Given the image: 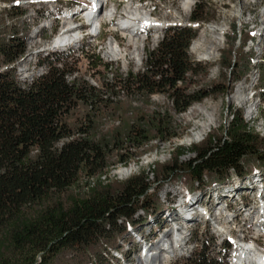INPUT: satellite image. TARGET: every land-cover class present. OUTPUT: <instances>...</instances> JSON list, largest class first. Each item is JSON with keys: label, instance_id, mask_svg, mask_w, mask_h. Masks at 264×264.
<instances>
[{"label": "trees", "instance_id": "trees-1", "mask_svg": "<svg viewBox=\"0 0 264 264\" xmlns=\"http://www.w3.org/2000/svg\"><path fill=\"white\" fill-rule=\"evenodd\" d=\"M197 7L190 21L201 26L209 14L206 3L196 12ZM12 15L21 18L23 13ZM3 30L0 264H111L116 259L112 250H118V241L129 230L150 219L155 221L152 234L162 228L163 211L174 202L164 203L159 197L165 183L184 179L192 193L264 168V138L245 122L241 110L233 109L221 135L209 133L190 148L176 147L170 161L149 169L150 175L142 171L124 182L108 178L117 165L137 163L152 142L171 144L178 139L182 130L173 115L186 113L210 96H226L241 80L227 88L213 84L187 92L188 77L205 78L207 71L188 55L196 37L192 27L166 28L157 48L146 53L141 72L103 78L100 88L78 77L75 62L59 53L37 61L36 67H43L40 74L21 79L18 65L27 54L29 30L15 25H3ZM233 32L237 42L238 33ZM250 40L244 38L239 47ZM90 59L95 69L109 71L99 56ZM221 61L231 75L233 53ZM118 91L145 103L161 94L171 107L127 111L117 102ZM103 111H110L118 125L103 129ZM128 112L133 114L127 117ZM209 249L192 253L179 264H227L226 248L214 258Z\"/></svg>", "mask_w": 264, "mask_h": 264}, {"label": "rangeland", "instance_id": "rangeland-1", "mask_svg": "<svg viewBox=\"0 0 264 264\" xmlns=\"http://www.w3.org/2000/svg\"><path fill=\"white\" fill-rule=\"evenodd\" d=\"M47 1L48 0H0V33L4 31L3 25H15L17 28L26 26L29 30L26 39L27 54L18 65V75L21 79L30 80L32 77L37 76L41 71V68H43L42 66L36 67L37 61L58 54V52L52 53L46 49L51 45L56 35L60 32L59 30L64 22L62 19L63 16L74 11L78 12L77 7L82 4V0L66 1L65 3H62V6H66L68 8L67 10L61 9L60 13L52 14L50 9L58 7V3L51 6V0ZM182 2L183 0H113L110 4H107L102 8L100 18H102L104 14L106 15L108 13L107 10L112 8L113 5L114 7L118 5V16L115 17L112 23L108 25L106 24L103 27L97 38L87 37L82 42V45H75V43H73V46L65 53H59L62 57H68V62H75V68L78 70V77L86 80L96 88H100V83L103 78H108V80H110L112 75H121L125 77L129 70L134 74L141 72L146 60V53L157 48L166 28L192 27L196 32V37L193 39L194 42L192 41L190 44L188 55L193 63L199 64L201 69L206 67L207 71L205 78L188 77L191 82L188 85L187 92H192L200 87L213 84L227 88L230 82L236 81L239 78L241 79L238 82H234L226 96H210L202 102L192 104L189 107L190 109L196 105L206 103L209 104L211 110H213V116L211 119L213 118L212 121H214L211 123V126L204 137L195 143L179 144L180 139L191 134L194 121L186 123L183 118L184 114L173 115L176 124L182 130L181 136L178 139L173 140L171 144L160 143L157 141L152 142L149 145L147 152L135 160H138L137 163L132 161L128 164V167L126 168H133V172L129 176L120 177L117 174V171L122 168L124 169V167L121 165L114 167L108 176L111 182H124L133 175H137L139 172H148L149 169H153V167L158 164L161 165L168 163L170 161V154L176 147L190 148L192 145L200 143L209 133L221 135L223 128L227 127L230 121L229 113L233 109L241 110L245 122L248 123L255 133L264 138V56L261 58L262 54L264 55V0H197L196 4H198V7L196 12L206 3V11L209 14V20L201 26L191 24L190 18L192 11L190 16L183 17L179 24L175 22L174 17L177 13H180ZM12 7H14V9H12ZM131 8L136 9V11L143 14H152V18L163 22L164 27L159 31H147L141 35L132 37V33L119 31L118 29H120V26L117 24L120 16L125 14V11ZM89 10L90 9L85 8L83 11L88 13ZM15 13H23V16L21 18L12 19V14ZM77 17L79 16H76L74 23L78 25ZM56 24L57 29L54 30L53 27ZM253 25L258 26L256 31H252ZM228 27H231L230 31H228ZM210 29H216L218 32L215 34L218 43V51L215 52L214 56H212L209 61H200L199 52L194 50V45L198 40L209 38ZM116 30L119 31L118 34L114 33ZM233 31H237L238 33L237 42H235ZM221 32L225 33L223 34L224 39L221 36ZM258 32H262V37L260 39L257 38L252 48V40ZM246 37H250L251 40L245 43L244 46L239 47ZM113 40H116L120 45L123 58H113L109 56V47ZM229 52L233 53L236 60L234 71L231 75L227 69L224 68L225 62L221 61V57L227 58ZM33 53L37 55H34ZM93 55L99 56L104 63L108 64V67L110 68L109 71H105L103 68L95 69L94 65L90 63V58ZM250 56L253 57V59L251 63L247 65ZM257 59L259 65L255 66ZM255 84H257L255 90L259 99L254 98L251 100L250 90ZM239 88L245 89L242 93V96L246 100L245 104H242L237 100L238 97H242L241 94L238 93ZM127 96L126 91L117 92V102H121L127 111H133V108L155 111L159 109L163 110L165 107H171V105L168 104L166 97L161 94L150 96L149 103H145V100L141 97H136L130 100ZM127 104H130L131 106ZM211 110L209 111L210 113ZM131 114L133 113L128 112L127 117L131 116ZM101 118L103 129L118 125L119 123L118 119H115L110 111H103ZM196 121H199V118L196 119ZM190 157H192V155L185 156L182 160H187ZM257 170V172H251L243 179L234 177L233 180L229 182L231 184L229 187L213 185L202 191H197L189 197L187 196L186 203L189 206L194 205V201H202L204 203L212 202L215 199L216 201H220V199L227 201L229 205L233 207V210L229 215H225V221L227 222L225 234L220 235L217 229V223L211 220L203 223L202 220L197 218V220L192 223L182 221L178 223L179 225L177 224V227L180 226L181 229V233H179L181 238L175 239L173 243L171 237L174 236H170L168 230H170L175 224L170 222L171 216L167 217L166 214L171 209L174 211V214H179V211L175 208L178 203L180 207L183 204V197L182 200H180V198L185 194L187 188L184 179L177 182L165 183L159 191L160 199L164 203H166L167 200H176V203L172 208L167 207L166 210L163 211V216L161 217L160 222L163 229L161 231L155 230L152 234L150 231L152 227H154L155 221L154 219H150L144 225L135 228L134 232L123 236L118 241L119 248H117V251L120 252L117 257L120 258L121 255L126 254L128 259H125L124 263L121 261H119V263L143 264L141 261V243L143 240L141 237L137 236V234H141L142 236L151 239L147 244L148 253L144 255V259H147L148 255L153 256L150 260L151 264H163L162 261L165 257H167L165 264H179L183 258H186L190 254L195 252L199 253L208 248H210V255L213 258L224 254L226 248L228 250L226 262L227 264H233L231 260L233 250L231 241L241 239L243 236L253 238L255 233L254 228L258 223L257 220L259 218H249L254 212L245 215L242 211V214L238 217V210L241 208L243 202L253 205L254 201H256L255 193H250L249 189V187H253V182L255 181L257 186L264 191V185L262 186L264 183V168H259ZM153 181L154 179L149 177V182L152 183ZM213 207L219 209L222 208V205L216 204L215 206H212L211 209H213ZM260 207L262 209L264 208V202ZM190 211H195V213H197L195 207H193L192 210L190 209ZM219 215L220 218L217 221L220 222L222 221L220 219H223V215L221 213ZM232 216H234V219L229 222ZM212 217L216 220L214 214H212ZM248 218L249 221L246 222L245 220ZM262 222L260 226L263 225ZM250 226H252V229L248 230ZM164 228L167 229L164 230ZM241 230L244 231V233ZM157 231H159L160 236H157ZM135 232L137 234H134ZM261 242L264 243V236L261 237ZM249 243H251V241ZM154 244L155 247L152 248V245ZM164 246L167 247L168 252L171 254H166V252L160 251V249H165ZM114 251L115 250H112V256L115 259ZM158 251H160V253ZM154 252L155 254L152 255ZM118 258L110 261V263L118 264Z\"/></svg>", "mask_w": 264, "mask_h": 264}, {"label": "bare ground", "instance_id": "bare-ground-1", "mask_svg": "<svg viewBox=\"0 0 264 264\" xmlns=\"http://www.w3.org/2000/svg\"><path fill=\"white\" fill-rule=\"evenodd\" d=\"M97 2H98V0H97ZM56 3L57 2H55L53 0L50 1L51 6L56 5ZM196 3H197V0H183L182 5L180 7V13H177L174 17L175 22L177 24H179L182 21L183 17H189L190 13H191V11L194 8ZM97 6H98V3H97ZM102 6L103 5L101 4V6L99 8L98 16L101 14ZM83 12L84 11H81V13H83ZM94 12H95L94 10H89L88 13L86 14V16L88 18H90L91 15L94 14ZM77 15H78V12L74 11L72 13H67L66 15L63 16L62 19L64 22H63L62 29H66V30L59 32L56 35L54 41L46 49L47 51H50V50L51 51H57L60 48L62 49V47L69 46L70 44H72L74 42V40H76V36L78 35L80 29H78V28L72 29L71 25L75 24L74 19L76 18ZM110 15H111V11L109 10L105 16L110 17ZM117 25L120 26V31L132 33L131 37L141 35V33L147 32V31H153V30L159 31L160 29H162L164 27L163 22H160L159 20H154L152 18V14H150V13H144L143 14L139 11H136V9H132V8L125 11V14H122L120 16ZM263 28H264V25H263ZM216 33H218L216 29H210L209 30V34H210L209 38H204V39L196 41V43L194 45V50L199 52L200 61H209L210 58L212 56H214L215 52L218 51V43H217V40L215 37ZM109 48H110V50H109L108 54L110 57L123 58L122 52H121V47L117 43L116 40H113L110 43ZM263 56L264 55L262 54L261 58H263ZM39 74H40V72H39ZM244 91H245L244 88H239L238 93H240L242 96L243 95L242 93ZM242 97H238L237 100L240 101V103L245 104L246 100L244 97L243 98ZM210 110H211L210 105L205 103V104L196 105L194 107H191L186 113H184L183 118H184V121L186 123H190L192 121H194V122H193V128L191 130V134L185 136L183 139H180L179 144L195 143L196 141L200 140L202 137L205 136V134L209 130V127L211 126V123L214 121V120L212 121L213 118L211 119V117L213 116V110H211V113L209 112ZM198 118H199V121H196V119H198ZM132 172H133V168L129 167V168L120 169L119 171H117V174L120 177H126V176H129ZM253 209H254V211L260 210V207L255 206V207H253ZM242 211H243L242 208H240L238 210V213H239L238 217L240 214H242ZM262 211L264 212V208L262 209ZM262 217H263V213L260 214L259 220H257V222H258L257 225H259V226L261 225V222H262L261 218ZM249 218L250 219L251 218H253V219L257 218L256 213L255 212H254V214L252 213L249 216ZM249 218L246 219L245 221L246 222L249 221ZM261 227H264V225H262ZM251 229H252V226H250L248 228V230H251ZM254 230H255V228H254ZM242 232L244 233V231H242ZM261 236L263 237L264 234H262ZM243 238H241L243 241L249 240L246 242L249 243L251 241V243H249V244L256 243L259 246H262L263 250H264V243L260 242V240H259V242L256 240L257 241L256 242V241H254L255 239L253 240V238H249L248 236H243ZM241 239H239V240H241ZM160 251L163 252L164 250L160 249ZM160 251H158V252L160 253ZM247 251L248 250L244 249L243 252L246 253ZM147 253H148V251L145 253V255ZM168 253L169 252H166V254H168ZM154 254H155V252L152 255H154ZM151 257L153 258V256L150 255V259H151ZM263 262H264V256H261V258L258 260V263H263ZM162 263L165 264V261H162Z\"/></svg>", "mask_w": 264, "mask_h": 264}]
</instances>
